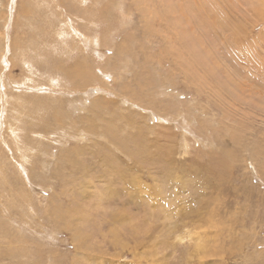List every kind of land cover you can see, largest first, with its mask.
Returning a JSON list of instances; mask_svg holds the SVG:
<instances>
[{
    "label": "rangeland",
    "instance_id": "1",
    "mask_svg": "<svg viewBox=\"0 0 264 264\" xmlns=\"http://www.w3.org/2000/svg\"><path fill=\"white\" fill-rule=\"evenodd\" d=\"M83 1L0 0V264H264V0Z\"/></svg>",
    "mask_w": 264,
    "mask_h": 264
},
{
    "label": "bare ground",
    "instance_id": "2",
    "mask_svg": "<svg viewBox=\"0 0 264 264\" xmlns=\"http://www.w3.org/2000/svg\"><path fill=\"white\" fill-rule=\"evenodd\" d=\"M77 1H79V2H77ZM170 1V0H169ZM78 4H77V3ZM76 2H75V0H59V6H61V4H64L65 5V7H66V9H65V15H66V23H65V27L66 26H68V24H69V29L70 30H72L73 32H75V36H78V35H81V33H80V30L77 28V26H78V24H77V21H80V19L81 20H83V17H81L80 15L78 16V15H74L72 12H71V8L72 7H74V6H72V4H75V7L74 8H76L77 10H79L80 8H79V5H83V3L82 2H84L83 0L81 1V0H76ZM80 3V4H79ZM186 3H187V1H186ZM84 6V5H83ZM177 6V5H176ZM175 6V7H176ZM177 8V7H176ZM114 9V8H113ZM173 9V8H172ZM178 9V8H177ZM184 9V8H183ZM82 10H84L83 8H82ZM89 10V9H88ZM181 10V9H180ZM85 11V10H84ZM178 11V10H177ZM183 11V10H182ZM179 13V12H178ZM90 14H91V12H90ZM182 15V14H181ZM185 15H187V14H185ZM183 17V16H182ZM180 18H181V16H180ZM188 18V17H187ZM86 19V18H85ZM94 19H95V17H94ZM89 21H90V19H89ZM93 21V20H92ZM91 21V22H92ZM75 23V24H74ZM93 23V22H92ZM96 23V22H95ZM170 25V24H169ZM186 29H187V27H186ZM63 33H65V34H68V32L64 29V30H62V32H61V34L63 35ZM70 33V32H69ZM83 35V34H82ZM97 35V34H96ZM85 38H86V35H85ZM96 39V38H95ZM94 39V40H95ZM98 38L96 39V42L98 43ZM89 41H91V40H89ZM200 42V41H199ZM95 43V42H94ZM99 46V45H98ZM97 46V47H98ZM8 50V49H7ZM20 55V54H19ZM26 59H27V57H26ZM28 61H29V59H28ZM55 67H58V69H59V71L61 70L62 71V73L61 72H59L58 70H56V71H58L60 74H63L64 76H65V79H67V82H68V84L69 85H72V82L75 80H78V79H80L81 77L82 78H85L84 79V84L86 83V81H87V79L88 78H90V74H89V72L86 70V64H85V62H83L82 60H76L75 62H73V63H71V65H70V68H62L61 66H59V65H55ZM84 68V69H83ZM31 70V69H30ZM89 70V69H88ZM32 72V71H31ZM88 74V75H87ZM92 75V74H91ZM74 79V80H73ZM82 81V80H81ZM88 81H90V80H88ZM59 82V81H58ZM83 82H81L80 83V85H78V86H81V84H82ZM74 84V83H73ZM11 85V84H10ZM75 86V85H74ZM235 86V85H234ZM70 87V86H69ZM76 87V86H75ZM75 87H73V88H75ZM264 106V105H263ZM237 107V106H236ZM179 227V226H178ZM170 233V232H169ZM179 233V232H178ZM188 236H190V238H191V236H192V238H201L200 237V232H194V234H192V231H190L189 229H187V230H183V232H180L179 234H178V236L177 237H174L175 239L177 238H179V240H183V239H186V237L187 238H189ZM181 240V241H182ZM199 240V239H198ZM201 242H203V240H201L200 241V243ZM175 243V242H174ZM176 245V244H175ZM203 245H204V242H203ZM194 251V250H193ZM199 252V251H198Z\"/></svg>",
    "mask_w": 264,
    "mask_h": 264
}]
</instances>
